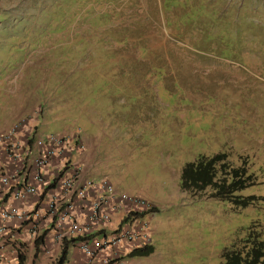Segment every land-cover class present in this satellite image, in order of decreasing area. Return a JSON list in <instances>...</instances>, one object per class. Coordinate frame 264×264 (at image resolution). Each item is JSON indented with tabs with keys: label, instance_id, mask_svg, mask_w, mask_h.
<instances>
[{
	"label": "rangeland",
	"instance_id": "374dc122",
	"mask_svg": "<svg viewBox=\"0 0 264 264\" xmlns=\"http://www.w3.org/2000/svg\"><path fill=\"white\" fill-rule=\"evenodd\" d=\"M156 1L175 41L167 62L137 59L139 51L135 59L108 31H42L36 0H0V133L24 120L35 137L71 135L83 175L155 208L137 217L149 221L152 251L134 247L127 260L225 264L224 251L250 228L264 231V0L142 3L150 11ZM217 153L252 176L235 192L252 204L219 198L210 185L182 187L187 162Z\"/></svg>",
	"mask_w": 264,
	"mask_h": 264
},
{
	"label": "built area",
	"instance_id": "2783aa9c",
	"mask_svg": "<svg viewBox=\"0 0 264 264\" xmlns=\"http://www.w3.org/2000/svg\"><path fill=\"white\" fill-rule=\"evenodd\" d=\"M27 129L32 128L21 120L0 134V153L17 163L14 170L0 171V184L14 201L30 195L38 199L29 211L14 203L1 207L0 232L6 230L4 222L15 221L27 223L31 234H36L42 220L50 218L58 244L63 238L79 237L76 247L84 257L82 264H135L125 257L132 248L147 245L149 221L139 223L137 217L152 206L116 189L105 177L95 180L83 175L80 160L72 158L73 136H34L30 142ZM75 145L83 150L81 140ZM53 160L57 163L51 166ZM120 211L125 215L114 227L112 215Z\"/></svg>",
	"mask_w": 264,
	"mask_h": 264
},
{
	"label": "trees",
	"instance_id": "16d2710c",
	"mask_svg": "<svg viewBox=\"0 0 264 264\" xmlns=\"http://www.w3.org/2000/svg\"><path fill=\"white\" fill-rule=\"evenodd\" d=\"M40 15V30L48 29L56 34L73 30L86 36L103 30L112 35L115 44L128 42L130 53L139 51L137 59L149 58V54L156 53L153 60L169 61L175 58L160 17L157 1L150 11L143 5L142 0H36ZM128 8L132 10L128 11ZM156 35L149 34V26ZM164 39L156 42V38ZM106 42L99 43V53ZM175 44V43H174ZM101 49V50H100ZM135 58V59H136ZM183 59V58H182ZM35 136L30 135L31 142ZM253 183L252 176L246 174L244 166H232L226 159V154L217 153L213 156L200 155L197 159L187 162L181 171V184L185 189L204 190L211 186L213 194L219 198L232 200L241 206L252 204L254 196L236 195L235 192ZM151 210H155L152 208ZM79 237L63 238L61 253L56 259L57 264L66 258L68 248ZM38 240L36 239V243ZM152 251L150 245L134 250L139 255H148ZM225 264H264V231L252 230L241 244L223 253ZM59 260V263H58ZM26 255L18 251V264H25Z\"/></svg>",
	"mask_w": 264,
	"mask_h": 264
},
{
	"label": "crops",
	"instance_id": "0c3cea01",
	"mask_svg": "<svg viewBox=\"0 0 264 264\" xmlns=\"http://www.w3.org/2000/svg\"><path fill=\"white\" fill-rule=\"evenodd\" d=\"M10 127V126H9ZM3 130L1 133L7 131ZM0 133V134H1ZM57 163L52 161L51 166ZM17 168V163L10 161L2 153H0V171H11ZM51 167L48 173L51 171ZM38 197L30 195L20 201H14L11 194L0 184V208L10 203L17 204L20 208L30 210ZM0 219V225L2 224ZM5 231L0 232V264H18V251H22L26 255L25 264H53L61 253L62 245L55 240L54 231L50 218H44L40 224L38 233L31 234L27 223H19L15 221H6ZM36 239L38 243H36ZM67 251L66 257L68 261L74 264H82L83 255L77 247H73L71 254ZM63 264V262H60Z\"/></svg>",
	"mask_w": 264,
	"mask_h": 264
},
{
	"label": "clouds",
	"instance_id": "9594fccd",
	"mask_svg": "<svg viewBox=\"0 0 264 264\" xmlns=\"http://www.w3.org/2000/svg\"><path fill=\"white\" fill-rule=\"evenodd\" d=\"M152 208H153V207H152ZM152 208H151V209H152ZM150 211H151V210H150ZM61 244H62V243H61Z\"/></svg>",
	"mask_w": 264,
	"mask_h": 264
}]
</instances>
